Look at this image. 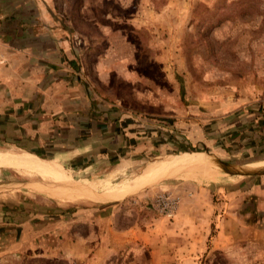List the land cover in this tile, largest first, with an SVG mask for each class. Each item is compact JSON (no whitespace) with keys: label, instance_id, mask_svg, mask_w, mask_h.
Segmentation results:
<instances>
[{"label":"rangeland","instance_id":"rangeland-1","mask_svg":"<svg viewBox=\"0 0 264 264\" xmlns=\"http://www.w3.org/2000/svg\"><path fill=\"white\" fill-rule=\"evenodd\" d=\"M37 1L67 31L81 82L100 111L122 127L146 124L152 135L154 124L163 150L150 143L148 157L128 168L114 158L94 165L72 154H34L89 194L79 199L61 197L30 172L6 171L14 177L0 183H13L6 188L19 196L16 207L36 205L30 209L38 216L24 238L0 230V264H264V171L247 168L250 141L245 148L236 137L250 138L253 113L264 106V0ZM191 128L204 130L207 144L183 153L178 134ZM19 151L0 145V152ZM180 154L235 173L209 180L193 176L199 165L185 167L120 198L92 201ZM243 176L254 190L234 192ZM158 197L175 202L171 216ZM43 209L51 217L45 231Z\"/></svg>","mask_w":264,"mask_h":264},{"label":"crops","instance_id":"crops-1","mask_svg":"<svg viewBox=\"0 0 264 264\" xmlns=\"http://www.w3.org/2000/svg\"><path fill=\"white\" fill-rule=\"evenodd\" d=\"M106 116L83 86L69 35L50 14L48 6L37 0H0V145L39 156L48 152L49 157L57 159L72 154L92 161L94 165L102 162L103 158H114L115 165L121 168L143 162L142 153L148 157L146 149L150 143L159 146L156 152L163 150L157 144L158 131L154 124L151 128L155 135H152V130H145L146 124L122 127L120 122H111ZM252 121L250 138L241 134L236 137L241 136L240 143L245 148V142L250 141L248 150L253 163L247 168L264 171V106L253 113ZM190 130L178 134L183 138L184 149L181 151L201 142L207 144L204 130ZM203 163L208 166L205 161ZM207 163H211L210 160ZM209 165L213 168L209 173L214 172L216 177L235 173ZM249 166L259 167L251 169ZM0 168H4L1 169V178L14 177L5 173L12 169ZM231 170L234 171L233 168ZM196 175L199 174H193ZM2 183L0 230L3 233L12 231L17 233L18 239L24 238L31 220H34L32 225L37 222L38 215L30 209L36 205L23 203L26 210L21 212L14 202L19 196H13L6 188L15 186ZM45 214L43 209L39 215L44 231L51 223V217Z\"/></svg>","mask_w":264,"mask_h":264},{"label":"bare ground","instance_id":"bare-ground-1","mask_svg":"<svg viewBox=\"0 0 264 264\" xmlns=\"http://www.w3.org/2000/svg\"><path fill=\"white\" fill-rule=\"evenodd\" d=\"M166 164V163H165ZM160 165V164H159ZM195 173L206 177L209 180H213L216 176L209 171L213 168L205 166V163L200 159H189L184 156H177L171 160L168 164L161 167L152 169L143 174L137 175L128 185H124L120 189L109 190L101 197H91L92 201L98 202L101 199L113 200L120 198L126 194V192H133L137 189L143 188L150 183L158 181L167 174L185 167H196ZM0 166L8 167L12 170L26 171L40 177L41 181L51 184L52 187L62 190L64 195L61 197H67L70 199H79L83 196L89 195L82 192L80 188L70 181L57 167L53 166L49 161L39 156L30 154L28 152L19 151L18 153L0 152ZM48 185V184H46ZM121 186V185H120ZM65 190V191H63ZM60 196V195H59Z\"/></svg>","mask_w":264,"mask_h":264},{"label":"trees","instance_id":"trees-1","mask_svg":"<svg viewBox=\"0 0 264 264\" xmlns=\"http://www.w3.org/2000/svg\"><path fill=\"white\" fill-rule=\"evenodd\" d=\"M7 43L9 45H11V42H9L7 40ZM197 150L192 148L190 150H183L182 152L186 153V152H196ZM183 156H186L187 158H194L195 156L194 155H189V154H182ZM67 177L70 178V176L65 173ZM71 179V178H70ZM251 177H248V176H243L241 179H238L235 181V183L233 185L230 186V188L235 192H240V191H243V192H250L252 190H254V186H253V182L251 181ZM252 211V210H251ZM251 211H242L240 212V214L242 216H247V215H250L251 214ZM104 216V215H103Z\"/></svg>","mask_w":264,"mask_h":264},{"label":"built area","instance_id":"built-area-1","mask_svg":"<svg viewBox=\"0 0 264 264\" xmlns=\"http://www.w3.org/2000/svg\"><path fill=\"white\" fill-rule=\"evenodd\" d=\"M156 205L160 207L163 213H167L168 216H171L173 211L176 209L175 202L166 197H158L156 199Z\"/></svg>","mask_w":264,"mask_h":264},{"label":"water","instance_id":"water-1","mask_svg":"<svg viewBox=\"0 0 264 264\" xmlns=\"http://www.w3.org/2000/svg\"><path fill=\"white\" fill-rule=\"evenodd\" d=\"M234 168L239 171L240 173L244 174V175H253L254 173L245 169L246 167H242V166H238V165H233ZM99 195V194H97ZM94 197H99V196H96L95 194L93 195Z\"/></svg>","mask_w":264,"mask_h":264}]
</instances>
